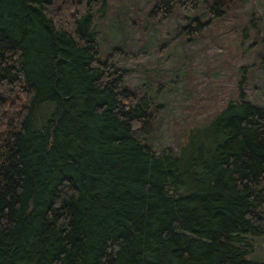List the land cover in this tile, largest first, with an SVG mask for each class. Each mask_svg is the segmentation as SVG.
I'll return each mask as SVG.
<instances>
[{
    "label": "trees",
    "instance_id": "1",
    "mask_svg": "<svg viewBox=\"0 0 264 264\" xmlns=\"http://www.w3.org/2000/svg\"><path fill=\"white\" fill-rule=\"evenodd\" d=\"M247 1L140 11L186 40L223 22L244 38ZM105 6L0 0V264H264L263 101L237 89L176 148L155 146L158 104L127 85L133 55L99 47ZM260 19L247 25L264 67ZM193 100L197 117L206 100Z\"/></svg>",
    "mask_w": 264,
    "mask_h": 264
},
{
    "label": "rangeland",
    "instance_id": "2",
    "mask_svg": "<svg viewBox=\"0 0 264 264\" xmlns=\"http://www.w3.org/2000/svg\"><path fill=\"white\" fill-rule=\"evenodd\" d=\"M145 1L105 0V11L96 17L95 32L102 52L124 45L133 55L127 85L137 92L147 91L158 104L156 121L144 131L158 138L155 146L176 148L194 125L207 121L237 89L264 103V67L256 61L254 25H247L257 11L260 29L264 26V0L245 2L237 22V26L247 27L244 38L239 28L223 22L212 25L202 36H190V40L181 36L177 20L163 30L144 22L140 8ZM202 18L208 19L206 14ZM190 97L206 100L200 116L192 113L194 100L190 102ZM259 248L257 253L264 260V240Z\"/></svg>",
    "mask_w": 264,
    "mask_h": 264
}]
</instances>
